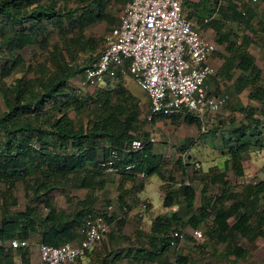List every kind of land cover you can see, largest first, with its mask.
I'll use <instances>...</instances> for the list:
<instances>
[{
    "label": "trees",
    "instance_id": "16d2710c",
    "mask_svg": "<svg viewBox=\"0 0 264 264\" xmlns=\"http://www.w3.org/2000/svg\"><path fill=\"white\" fill-rule=\"evenodd\" d=\"M113 1L124 2L0 0V59L5 61L2 77L25 67L22 77L11 84H0L5 104L0 113V264L4 261L11 264L8 243L15 239L31 241L37 235L41 244L60 246L82 238L80 228L86 218L100 214L94 208L98 201L94 192L103 189L111 177L101 167L110 157L111 149L123 151L134 139L142 140L143 151L129 162H137V172L146 170L148 175L157 173L168 180V171L152 164L155 159L149 153L152 142L144 131L148 115L123 82L120 80L115 88L91 95L72 84L75 78L84 77L85 67L103 52L98 53L101 43L89 36L88 31L99 24L111 27L118 24L120 16L111 7ZM253 1L247 0L242 6L236 0H228L227 5L220 0L184 3L185 9H189L188 17L198 20L202 29H213L216 42L225 46L218 77L234 80L239 93L249 89V103L241 109L245 120L230 130L229 138L223 137L224 143L230 144L225 170L209 175V182L225 188L232 185L227 170L232 168L242 175L243 154L252 140L264 134V69L249 53L256 39L248 35L264 33V17L255 27L252 25L254 19L260 18L257 9L264 0H259L256 7L252 6ZM216 13L220 17L213 19ZM229 22L241 26L240 32L244 34L240 35ZM52 28L62 35V45L50 43ZM31 47H40L47 53V64L37 69L27 66L22 52ZM84 55H88L87 59H82ZM29 72L36 74L28 78ZM84 84L97 87L86 81ZM185 120L199 121L190 114ZM20 181L32 200L24 211L12 215L10 209L17 203L14 194ZM72 181H77L88 195L77 200L69 197L73 212L68 213L53 206L50 194ZM172 187L163 186L164 205H179V210L171 216H158L149 233L139 230L136 241L144 239L145 244L136 242L121 252L102 256L96 264H173L166 261L168 250L172 241H181L188 226L205 227L208 238L224 243L236 237L250 242L264 237V214L257 210L264 197V181L252 184L243 199L208 196L204 189L199 206L194 186L183 184L175 191ZM230 253L238 258L247 255L238 245ZM174 264H188V260L178 255Z\"/></svg>",
    "mask_w": 264,
    "mask_h": 264
},
{
    "label": "rangeland",
    "instance_id": "374dc122",
    "mask_svg": "<svg viewBox=\"0 0 264 264\" xmlns=\"http://www.w3.org/2000/svg\"><path fill=\"white\" fill-rule=\"evenodd\" d=\"M220 2L222 5H227L228 0H220ZM246 2L247 0H236V4L239 6L244 5L243 3ZM252 3V6L256 7L258 6L259 0L253 1ZM73 6L75 5L73 4ZM122 6L123 3H116V1H113V5L111 7L118 16H121L123 13ZM257 10L260 14V18L253 20L252 25H254V27L256 24H258L260 19L264 17V4H262ZM186 11H189L188 7ZM219 17L220 14L216 13L213 19H217ZM195 21L200 26L198 20ZM228 25L235 27V31H241V26H237V24L229 22ZM200 28L202 29L201 26ZM110 29L111 26H108L104 23L99 24L88 31L89 36L96 38L101 43L98 53L104 51L106 46L105 38L109 34ZM203 29L205 30L207 28ZM52 31L53 32L50 43H57L62 45V35L58 30H55L54 28H52ZM243 34V32H240V35ZM259 34L261 36L259 38V42L261 44H264V33ZM248 35L255 39L251 33H249ZM260 46L264 47L262 45ZM22 54L27 62V66L30 65L34 69H37L40 65L47 64V53H44L42 49H40V47L27 48L23 50ZM87 57L88 55H84L82 56V59H87ZM259 60L263 64L264 69V59ZM4 62L5 61L3 59H0V84H11L17 78H20L25 74V67H19L12 73L11 76L2 77L3 74L1 71V67L4 65ZM213 68L216 70V75H213L206 81V84L208 85L209 83H212L211 81L216 80L218 76V70L215 67ZM26 74L28 78H31L36 73L29 72ZM120 80L123 82L124 86L127 87L130 92L141 101V107L144 110V113L149 116L151 105L148 100L147 93L137 84L133 76L130 74L127 65H125V67L113 70L107 78L106 82L104 84H101L100 86L90 87L84 84L85 80L83 75L75 78L72 81V84L79 89L81 88L82 92H84L85 94L91 95L94 92L105 88H115ZM217 84L218 81L216 82V86ZM220 88L221 92H219L221 93V95L228 96V103L221 109L219 113L215 115L213 122L207 123L206 130H211L212 134L204 132L202 124H188L183 119H178L175 121V123H173L169 119L156 120L158 118L157 117L152 121L148 120L144 127V131L149 134V138L155 139V142L152 143L149 149L150 155L155 156V158L162 157L160 158V161L164 159V170L168 171V173L171 172L177 182L184 183L185 181H189L190 185L194 186L198 190L199 202L197 206H199L201 202L200 199L202 197V190L204 189L206 190L208 196L216 197L225 195V197L230 199L239 196L238 198L241 197L243 199L244 197H246L245 195L250 189L249 187L253 184V181H256L258 183L264 181L263 134L252 140L248 145V151L243 154V174L238 175L237 172L232 168H229L227 170L228 180L232 184L231 187L225 188L221 184L209 182L208 175H210L211 172L225 170L224 162L227 157H229L230 144L224 143L223 137L229 138L230 130L232 128L240 126V123L245 120V113L241 109L249 103L248 89L245 91V94L238 98L240 99V104L233 106L234 108H232L231 110L230 107L232 103L237 99L236 96L235 98L233 97L235 93L234 91L236 90L234 89L232 83H227L225 87L220 86ZM4 108V100L2 98V95L0 94V113L4 111ZM87 114L88 113H86L84 116V118H86L84 119V123H86L87 121ZM159 118L165 117L159 116ZM186 138H189V140H191L188 145L190 146L188 150L186 149V145L188 143H186ZM172 151L174 152L173 156L170 154ZM158 155L160 157H158ZM180 155L184 156L182 157ZM179 158L181 161L178 163L177 159ZM197 163L201 165L200 169H196ZM169 165L172 166L169 167ZM183 170L184 172H187L188 177L183 173L181 174ZM249 176L252 177V179L249 178ZM146 178H148V192L152 191L153 189H157L160 181L159 175L157 173H154ZM119 183L120 179L117 177V175H111L106 183V186L103 189L94 192V194L96 193V196L98 195V199L100 198V201L97 203L98 207H107L108 205L113 204V198H115V196L119 193V189L117 187L119 186ZM64 187L65 185L63 184L59 186L58 189L51 192V203L58 209L71 213L73 212V208L71 203L69 204L68 198L73 197L76 200L83 199L88 195V191L81 188L77 181H72V183L66 184V187ZM14 197L16 198L17 203L13 204L10 209L12 215H16L18 212L24 211L26 207L31 204L32 199H28V197L26 196V190L24 184L21 181L17 186ZM145 198H147V195H143L141 199L145 200ZM152 198L153 200H156L154 195H152ZM228 202H230V200H228ZM152 207L153 204L148 203L146 216L140 219H144L147 217L149 218V212ZM127 209L129 211L131 208L129 209V207L127 206ZM43 210L44 212H47L46 209ZM257 210L260 213L263 212L264 214V197L257 204ZM170 211L174 210L170 209ZM170 213L173 214L174 212ZM153 223L154 221L150 219L148 221H128V224L125 225L120 231L130 237V241H126L125 243L127 246L125 247V249L133 247V244H136V242L140 245L145 244L146 242L144 239H141L140 241L132 240L133 237H131V232L132 230H134V228H139V226H141L143 232L149 233ZM198 231L203 232V238L197 236ZM36 239V244H41L40 241H38L39 237L37 235H33L32 243H34ZM236 245L242 247L247 251V255L245 258H238L234 254L230 253V250ZM115 248L117 249V247ZM115 248H113V250ZM116 251L121 252L123 250L122 248H119ZM178 255L185 256L188 260V264H264V237L258 238L255 242H250L246 239L236 237L234 240L232 239V241L224 243L208 238V236L206 235L205 227L196 229L188 226L185 229V233L181 237V241L179 243L175 242V245L171 244V247L169 248L167 253L166 261L174 264ZM15 257H19V253L15 254ZM11 258L12 262L13 257ZM3 264H6V261H4ZM21 264L30 263H28V260H24Z\"/></svg>",
    "mask_w": 264,
    "mask_h": 264
},
{
    "label": "built area",
    "instance_id": "2783aa9c",
    "mask_svg": "<svg viewBox=\"0 0 264 264\" xmlns=\"http://www.w3.org/2000/svg\"><path fill=\"white\" fill-rule=\"evenodd\" d=\"M184 3L185 0H131L123 10L120 25L106 36L104 51L85 67L83 74L86 83L100 86L113 70L127 65L148 95L150 121L158 116L187 113L198 119L207 132V123L213 122L215 115L227 105L228 96H213L207 92L206 81L216 75L210 59L217 46L207 40L197 23L188 17ZM143 149V141L134 139L123 151L111 149L110 157L101 167L110 175L136 172L146 178L149 176L146 170L137 172V162H129ZM200 168L197 163L196 169ZM183 184L190 185V182ZM142 207L143 215L147 203ZM107 209L113 212V206ZM111 231L106 214L89 215L80 228L79 241L60 246L40 244V264H75L98 247ZM197 234L204 237L202 231ZM11 246L26 248L29 242L15 239Z\"/></svg>",
    "mask_w": 264,
    "mask_h": 264
},
{
    "label": "crops",
    "instance_id": "0c3cea01",
    "mask_svg": "<svg viewBox=\"0 0 264 264\" xmlns=\"http://www.w3.org/2000/svg\"><path fill=\"white\" fill-rule=\"evenodd\" d=\"M130 1L131 0H124L122 10L125 9L126 5ZM185 1L193 2V3H199L200 2V0H185ZM215 15L216 14H214V16ZM119 25H120V18H119L118 24L115 26H112L109 33L115 27H117ZM199 28H200V26H199ZM200 30H201L203 36L207 40L215 43L217 46V51L213 55V57L210 59V64L219 71V69L223 65L222 56L226 55L225 46H222L216 42V33L212 29H205L204 30V29L200 28ZM257 32H259V31H257ZM252 36L255 37L256 43L252 45L253 47L252 46L250 47L249 53L252 56H254L256 59H258V62H260L259 59H264V47H261L260 45L264 46V44H261L259 42V38L261 37L260 34H257V36H255L252 33ZM254 45H256V46H254ZM261 65L263 67L262 63H261ZM216 80L218 81L217 86H216V82H217ZM216 80L211 81L212 82L211 84L209 83L210 82L209 81L208 82L209 85L207 84V92L213 96L221 95L220 86L225 87L227 83H232V81H234V80L227 81L226 79L223 80L221 77H218V76H217ZM234 89L236 90L235 86H234ZM237 90L234 91L235 93H234L233 97L235 98V96H236L237 99L232 103V105L230 107L231 110H232V108H234L233 106L240 104V99H238V98L241 97L243 94H245V91L239 93V90L238 91ZM187 115H188L187 113H179V114H174L171 116H164L165 118H159L158 117L156 120L169 119L173 123H175V121L178 119H180V120L183 119L184 121H186L185 117ZM198 123L201 125L200 121L190 122L188 124H198ZM206 133L212 134L211 130H207ZM150 140L152 143L155 142V139H150ZM190 141L191 140H189V138H186V143L188 142L186 145L187 150L190 147V146H188ZM170 154L173 156L174 152L172 151ZM180 156L183 157L184 155H180ZM158 157H160V156L158 155ZM160 158H162V157H160ZM160 158H155L153 160L152 164H154L155 166H160V167H162V169H165L164 168V159H162L160 161ZM177 161L179 163L181 161L180 158L177 159ZM170 166H172V165H169V167ZM182 169H185V168H182ZM182 173L187 176V172H184V170H183V172H181V174ZM117 177L120 179L119 186H117L119 189V193H118V195L115 196V198H113V204L108 205L107 207H105V206L104 207H98L97 203L100 201V198H99L98 201L96 202L95 206H94L95 211L97 213L106 214L107 218L110 219V223L112 225V231L108 236L105 237L104 241L98 247L89 251L85 256H83L81 259H79L78 262L75 264H96L98 259H100L102 256L109 255L111 253L116 254L117 253L116 250H118L119 248H122V250H123L125 247H127L125 243H126V241H130V237H128L125 233L120 232V231L123 229V227L125 225L128 224V221H148L149 219L152 221H155L158 216H171L172 213H170V212H176L180 208L179 205H173L170 207H165V205H164L163 186L167 185V184L173 185L172 190L175 191L180 187L179 184L183 185V183L177 182V180L174 179L175 177L173 176V174H171V172L167 173V175H166V179H168V180L162 179L159 175L160 181H159V184L157 186V189H153L150 192H148V189H149L148 178H141L138 173L128 174V175H117ZM169 179H173V181H175V182L169 181ZM185 182H189V181H185ZM105 186H106V184H105ZM95 195H96V193H95ZM143 195H147V198H145V200L141 199ZM152 195L155 196L156 200H153ZM97 198H98V195H97ZM144 203H147V208H148V203L153 204V207L151 208V210L149 212V218L147 217L144 219H140V218L146 216L147 209L143 215L141 213L143 210L142 206ZM109 206H113V212L112 213L108 212L107 208ZM127 206L129 207V209L131 208L129 211L127 209ZM116 207H117V209H116ZM170 209H173L174 211H170ZM186 212H187L186 210H183L184 214H186ZM97 215H99V214H97ZM139 230H142L141 226H139V228L136 227V228H134V230H132V232H131L132 233L131 237H133L132 240L136 241V235H137V232ZM28 242L30 244V246L28 248H19V249H13L11 246V242L8 243V250L10 251L11 257H13V261L11 262V264H21L24 260H28V263H30V264H40V250H39L40 244H36L37 239L35 242L33 241L34 243H32V240L28 241ZM134 245L135 244H133V246ZM115 247H117V249ZM113 248H115V249L113 250ZM17 253H19V257H15V254H17Z\"/></svg>",
    "mask_w": 264,
    "mask_h": 264
}]
</instances>
